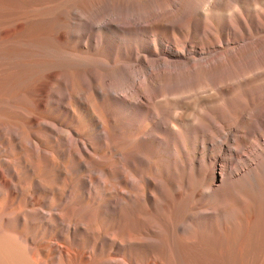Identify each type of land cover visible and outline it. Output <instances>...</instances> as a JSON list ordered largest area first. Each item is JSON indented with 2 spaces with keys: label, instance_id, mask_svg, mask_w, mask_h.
<instances>
[{
  "label": "bare ground",
  "instance_id": "1",
  "mask_svg": "<svg viewBox=\"0 0 264 264\" xmlns=\"http://www.w3.org/2000/svg\"><path fill=\"white\" fill-rule=\"evenodd\" d=\"M0 264H264V0H0Z\"/></svg>",
  "mask_w": 264,
  "mask_h": 264
}]
</instances>
